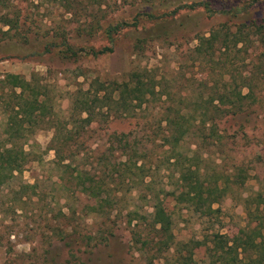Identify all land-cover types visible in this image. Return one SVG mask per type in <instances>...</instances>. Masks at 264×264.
I'll return each instance as SVG.
<instances>
[{
	"label": "rangeland",
	"instance_id": "1",
	"mask_svg": "<svg viewBox=\"0 0 264 264\" xmlns=\"http://www.w3.org/2000/svg\"><path fill=\"white\" fill-rule=\"evenodd\" d=\"M117 25L122 26L110 41L107 30ZM213 29L221 48L214 59L195 64L192 48ZM72 45L113 51L95 56L87 50L75 60L62 54ZM230 62L232 67L225 68ZM144 69L159 88L178 98L189 91L195 100L238 91L244 69L256 79V99L247 114L226 115L221 145L203 142L198 155L210 182L220 177L224 186L228 178V193L214 204L218 212L203 216L181 196L179 166L168 162L172 152L152 141L159 133L152 106L130 117L102 113L86 132L76 128L73 142L82 152L63 163L52 145L56 131L44 123L25 146L31 161L0 187V264H220L214 236L232 238L254 225L247 207L254 209L259 195L264 206V0H0V79L17 75L45 94L60 137L69 136L64 124L75 122L70 117L74 99L91 97L85 92L92 83L94 91L104 82L133 79L132 72ZM9 100L0 84V144L6 139ZM115 133H130L126 144L119 147ZM196 143L190 137L177 151L190 156ZM248 145L257 149L249 153ZM120 162L144 164L150 176L142 182L130 174L134 182L128 175L124 183ZM74 167L84 171L80 179ZM98 176L118 185L110 198L113 209L100 210L79 184ZM159 199L171 220L169 247L167 232L158 234L153 226ZM146 235L162 243L145 248Z\"/></svg>",
	"mask_w": 264,
	"mask_h": 264
},
{
	"label": "trees",
	"instance_id": "2",
	"mask_svg": "<svg viewBox=\"0 0 264 264\" xmlns=\"http://www.w3.org/2000/svg\"><path fill=\"white\" fill-rule=\"evenodd\" d=\"M6 22L11 24V20ZM245 25L247 23L243 22L242 26ZM121 26L117 25L107 30L110 41L114 38V32L120 30ZM208 34L199 37V43L191 50L195 64L206 63L214 59L217 50H219L218 30L213 29ZM89 47L91 46H82V48L73 45L68 46L65 47L66 49L63 50L62 54L65 57L73 55L72 57L77 60L80 57L87 56V50H90V53L95 56L113 51L112 47L100 51L93 47L89 49ZM244 64L248 66L247 63L244 62ZM225 66V68H231L232 64L231 62L225 63ZM149 72V69L137 70L132 72L133 79L129 78L122 82L115 80L110 84L104 82L100 85L101 87L94 91L92 83L91 87L85 92L91 97L82 100L74 99L70 117L74 118L75 122L72 126L68 122V124H64L63 130L69 135L65 136L64 133V137L59 136L61 126L58 125L54 112L50 110L48 97L41 91H37L36 88L33 91L30 87L31 84L17 75H3L0 79L1 93L3 96H9L10 100L5 109V112L9 114L3 131L6 139L3 144H0V187L7 182L10 176L13 177L15 172L18 175L21 174L24 167L31 161L32 153L26 150L25 146L33 133L43 128L44 123L51 124L50 126L56 131L52 139V145L58 153L59 162L63 163L66 160L69 161L71 154L80 156L82 152L81 149L77 150L79 144L73 142L76 128L86 132L95 121H98V115H102V113L107 116L130 117L132 115L137 116L139 111L149 110L152 106L151 117L157 121L159 129V133H153L152 141L155 143L157 140L161 141V147L168 153L172 152V154H169L168 162L176 168L179 166L181 196L183 194L187 196L186 200L192 204L196 212L203 216H210L218 212L219 209L215 208L214 204L220 203L228 193L230 189L228 178L227 182L224 181V186L219 183L220 177L216 178V181L210 182L203 176L202 168L198 164V155L203 142H210V145L214 147L221 145L225 135L220 124L226 115L234 117L240 113L247 114L251 103L255 102L253 87L258 83L253 85L256 79H252L250 71L244 69L239 74L242 82L238 91L233 89V92H220L217 95L211 94L208 97L199 95L198 100H195L194 97L190 98L192 93L189 91L178 98L176 93L159 88L160 84L156 81V77H151ZM7 87L10 89L9 92H5ZM244 88L249 91L244 93ZM153 101H156L155 103L158 105H151ZM197 101L198 103H195ZM239 125H241L240 129L242 130L246 127L244 123H239ZM258 129L259 127H255V132ZM129 136L130 133H120L119 135L115 133L119 147L122 141L127 142L124 139ZM190 137L197 138V147L192 151V155L187 156L177 151V149L183 140ZM132 147V149H135L134 145ZM253 148L257 149V147H250L249 145L246 147L249 153L253 152ZM246 149L244 151L242 149L243 158L248 156ZM237 163L240 164L238 161ZM121 164L125 167L120 175V178L124 179V183L125 176L130 174L138 175L142 182H145V177L150 176L144 164L139 166L134 164V167H132L133 164L120 162L119 165L121 166ZM71 166L73 167L72 164H68L69 168ZM133 168L140 171L130 173ZM6 169H9L7 178V173L4 175ZM74 169L77 171L76 177L80 179L84 171L78 170L77 167H74ZM74 169H72V173L75 172ZM129 177L131 178L130 181L134 182L135 179L132 175ZM115 183V180H110V178L106 180L102 176H98V179L88 177L87 181L79 184H82L88 194L97 200L100 210H103L105 207L113 209L110 198L112 196L114 199L119 192L117 191L118 185H115ZM30 187L33 188L32 185ZM21 188L24 190L26 185L21 184ZM101 192H105L106 196L101 197ZM260 198H262L260 195L255 197L258 202L254 209L249 206L248 209L247 207L253 226L242 229L232 238L218 234L214 236L217 246L212 247V249L220 256V264H261L264 261V206H262L263 203H261L262 199ZM247 201H249V198ZM155 211L154 230L162 235L167 232V236L171 239L164 243L169 247L174 243V235L171 232V220L166 213L162 200L159 199L155 205ZM154 243L159 247L162 241L158 238L154 241L146 235L142 244L146 248Z\"/></svg>",
	"mask_w": 264,
	"mask_h": 264
}]
</instances>
